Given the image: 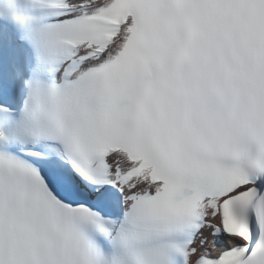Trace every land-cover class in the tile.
Segmentation results:
<instances>
[{
    "label": "snow or ice",
    "instance_id": "obj_1",
    "mask_svg": "<svg viewBox=\"0 0 264 264\" xmlns=\"http://www.w3.org/2000/svg\"><path fill=\"white\" fill-rule=\"evenodd\" d=\"M0 264H264V0H0Z\"/></svg>",
    "mask_w": 264,
    "mask_h": 264
}]
</instances>
